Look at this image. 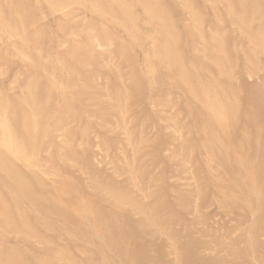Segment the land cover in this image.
<instances>
[{"label": "rangeland", "instance_id": "374dc122", "mask_svg": "<svg viewBox=\"0 0 264 264\" xmlns=\"http://www.w3.org/2000/svg\"><path fill=\"white\" fill-rule=\"evenodd\" d=\"M0 264H264V0H0Z\"/></svg>", "mask_w": 264, "mask_h": 264}, {"label": "bare ground", "instance_id": "6f19581e", "mask_svg": "<svg viewBox=\"0 0 264 264\" xmlns=\"http://www.w3.org/2000/svg\"><path fill=\"white\" fill-rule=\"evenodd\" d=\"M256 1H259V0H256ZM239 2L241 3V2H243V0H239ZM230 3V2H229ZM230 5H232V4H230ZM230 7V6H229ZM256 13L258 14V11H256ZM256 39V38H255ZM254 39V40H255ZM257 42V41H256ZM263 42V41H262ZM258 44V43H257ZM259 46H260V44H259ZM169 47V46H168ZM262 48V47H261ZM220 61H222V60H220Z\"/></svg>", "mask_w": 264, "mask_h": 264}]
</instances>
